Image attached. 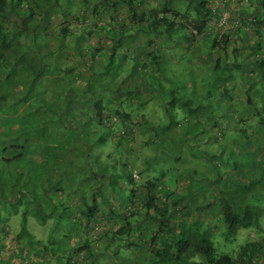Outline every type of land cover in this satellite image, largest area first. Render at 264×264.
<instances>
[{
	"label": "trees",
	"instance_id": "obj_1",
	"mask_svg": "<svg viewBox=\"0 0 264 264\" xmlns=\"http://www.w3.org/2000/svg\"><path fill=\"white\" fill-rule=\"evenodd\" d=\"M167 1L0 0V158L4 166L13 165L10 169L11 185L3 187L2 194L15 195V199L0 197V230L5 228V212L8 215L17 214L20 206L23 207L25 226L29 216H33L41 224L54 217L55 230L63 224L68 228V235L57 231L59 238L50 239L52 249L47 245L42 247L39 240L27 233L26 227L16 239L11 232L5 231L0 236V264H52L49 255L58 252L62 253L58 256L59 264H99L102 259L106 264H119L122 251L129 252L136 247L146 255L136 256L132 264H264V175L255 178L252 174V168L247 165L251 159L247 149H244L247 154L241 159L242 174L233 183L235 187L228 186L225 176L218 172L220 162L212 157H220L208 152L203 156L214 168V176L199 173L194 167L185 169L186 180L191 175L196 180L193 187L186 190V195L178 194L176 188L177 175L182 176L183 172L176 175L174 172L177 178L163 179L146 174L149 178L145 180L143 172L137 169L131 171L127 167L129 164L125 163V175L121 177L130 186L122 187L120 179H116L115 174L110 178L105 170H101L104 167L107 169V166L98 163V170L86 174L81 186L72 187L73 181L60 171V161L65 159L66 152L75 149L74 143L79 137L69 129L72 125L61 123L66 119L62 113L60 116L49 115L47 108L43 107V98L34 93L46 76L51 75L56 85L61 82V77L48 73L50 66L64 74L73 73L75 78L70 85L71 92L84 89L83 94L92 96L88 105L94 108V115L90 120L99 126L98 129L106 128L112 132L114 122L122 124L121 133L118 131V134L111 135L131 155L134 149L126 145L136 143V127L144 122L145 117L133 123L132 115L120 108L119 103L132 107L136 103L135 89L113 91L107 89L104 80L109 82L108 78H116L110 76L117 75L112 73V69L126 64L128 59L134 62L131 68L135 74L151 67L155 71L163 69L170 52L168 47H163V36L177 42V38L190 34L192 44L199 36L210 38V49L206 53L214 63V73L210 76V87H207L208 102L216 98L219 103L223 97L229 96L228 82L240 72L245 75L251 71L256 74V79L248 82L246 103L248 106L255 105L253 83L259 80L264 84V0L226 2L225 7L233 12V22L240 24L233 25L231 33L235 32L234 38L228 33L220 40L218 35L207 33L208 21L218 12L211 7V0L190 2L192 15H196L193 28L190 27L189 10L168 8ZM41 23L46 25L44 34L60 40V43L48 44L31 38V33H39L36 29L40 30ZM138 32L146 38L137 36ZM20 35H25L22 42L16 40ZM66 38L75 45L70 46L71 49L74 48L81 55L79 59L86 63V74L78 64L77 67L64 69L55 65L72 64L68 62L70 49L69 53L62 50V40ZM87 39L90 51L85 53L83 42ZM243 52V58L238 59ZM231 53L233 60H229ZM156 73L152 71L151 76L159 80ZM82 80H86L83 87L80 86ZM117 84L123 86L121 81ZM106 93H113L114 96L108 97ZM71 95L64 93V96ZM172 95L166 114L171 118V125L176 126L174 130L182 128V123L174 117L178 110L183 111L187 121L194 122L185 125V135H190V129L195 124L204 123L203 120H210L217 127V112L211 104L203 103L201 99ZM114 104L118 107L111 110ZM61 109L55 105L53 111L62 112ZM99 136L98 141L105 144L103 134ZM174 136L170 133L168 143L174 140ZM81 139L85 141L82 133ZM144 146L145 143H142L141 147ZM87 148L90 151V147ZM81 155L89 163L86 153ZM175 157L178 160L181 154L177 153ZM155 159H151L148 169H153ZM169 161L168 153L165 162ZM69 162L72 160L69 159ZM225 162L222 159L221 163ZM247 171L249 174L243 176ZM102 173L106 179L109 178L111 190L121 193L113 194L114 200H118L116 203L105 199L102 188L94 189L95 184L101 183L99 176ZM136 174L139 177H135ZM215 181L219 185L218 190H215ZM84 182L89 183L88 192L83 187ZM240 184L245 188L235 194L233 190L239 189ZM55 185L58 186L56 194L51 195V188ZM75 197L78 204L71 203ZM184 199L187 203H183ZM9 204L12 205V213L6 208ZM201 205H204V211ZM78 212L80 216L76 217ZM148 221L156 226L146 225ZM206 221L209 225L204 227ZM219 229L220 238L228 244L233 242L229 240L236 237L240 230H256L259 235L257 239L240 245L237 251H226L220 247L216 236L210 234L211 230L216 232ZM25 255L27 260L23 259Z\"/></svg>",
	"mask_w": 264,
	"mask_h": 264
},
{
	"label": "rangeland",
	"instance_id": "obj_2",
	"mask_svg": "<svg viewBox=\"0 0 264 264\" xmlns=\"http://www.w3.org/2000/svg\"><path fill=\"white\" fill-rule=\"evenodd\" d=\"M191 1L192 0H168L166 5L171 9L175 8L181 11L189 10V14H191L189 17L191 22L190 27L193 28L196 15H192L193 9L189 7ZM10 26H12L11 23ZM44 29H46V25L41 23L40 30L39 28L36 29L39 33H31V38H35L37 41L48 42V44H53L54 42L60 43V40H54L45 35L43 32ZM140 33L142 32H138L137 36L141 35V37L145 39L146 37ZM24 37L25 35H20L16 40L22 42ZM179 38H177V42H173L170 41L168 37L163 36V41H165L170 52L168 53V58H166L167 61L163 65V69L159 71L156 69V74L159 80L154 79L151 76L152 71L156 72L153 67L140 74H135L131 68L134 63L114 67L112 73L117 75L110 74V76L116 78H108L107 81L109 82L104 80L107 89L113 91H120L126 88L127 91L135 89L133 93L136 103H133L132 107H126L124 103H119L120 108H124V111L127 114L132 115L133 123H138L139 119L145 117L144 122H141L142 126L137 125L136 127V143L133 142L126 145L130 148L133 147V155H131L125 147L119 146L118 143L114 141L113 134L111 135V133L118 134V131L121 133L122 124L119 121L114 122L112 132L106 128L103 129L100 127L98 129L99 126L90 120L94 115V108L88 105L92 96L86 93L83 94L84 89L71 92L70 85L75 78L73 73L64 74L56 67L50 66L51 69H49L48 73L61 77V82L59 81V84L56 85L52 82L51 75L49 77L46 76L42 79L41 87H37L34 90V93L35 95L37 94L39 98H43V107L47 108L49 115L57 114L60 116L62 113L66 119H61V123L64 126L72 125V128H76V130H73L71 127L69 128L72 134H78L79 137L78 141L76 140L74 143L75 149L73 148L74 150L72 149L71 152H66L65 159H62L60 161L61 164H59L60 171L63 172L70 181H73L71 183L72 187L78 185L81 186V180H84L86 174L93 170H98V163L99 165L104 164L107 166V169L104 167L101 170H105L110 178L115 174L116 179H120L119 184L122 185L123 183L122 187H128L130 186L129 183L121 177V175H125L123 165L128 163L129 166L127 167H129L131 171L132 169H137L138 171L143 172V178H145V180L149 178L147 175L150 176L152 174L159 179H163L164 177H178L176 182L177 193H184V195H186V190L191 189L196 180L192 175L191 178L189 176V179L186 180L184 174L185 169L194 167L199 173L202 172L208 177L214 176V168L210 166L205 156H203L207 155L208 152L220 157H212L213 160L220 162L218 172L225 176L224 180L227 181L228 186L235 187L236 185L233 183L236 180H239L238 176L242 174L240 173L241 159L247 154L244 149H247L248 154H250L251 159L247 165L249 168H252V174L254 177L258 178L261 175H264V124H260L262 118H264V84L259 82V80L258 82L253 83L254 92H256V94L253 95L255 105L248 106V103H246V91L248 89L249 81H246L244 72H240L236 75V78L231 79L228 82L230 85L228 91L229 96H226L225 98L223 97L219 100V103L216 98H211L208 102L206 96L208 91L207 87H210V85H208L210 76L214 73V63L208 58V54L206 53L210 49L211 39L207 36H199L195 39L197 42L192 44L193 38L190 34ZM180 40L185 42V44L183 42L181 44ZM136 41H138V38ZM62 43V50L64 51H68L70 46H75L68 38L65 40L63 39ZM83 43L86 46L85 53H88V51H90L89 40L87 39L86 42ZM81 54H84V52ZM244 54L245 52L239 55L238 59H242ZM232 55L233 54L231 53L229 60H233V58H231L233 57ZM79 56L81 55L75 51L74 54L68 58V61H74L76 62L75 64H69L66 62L63 65H58L57 63L55 65L60 66L63 69L70 66L77 67L79 65L83 73L86 74L87 65L79 59ZM84 79H87V77ZM85 81L82 80L80 86L83 87L86 84ZM117 81H121L123 86L119 87ZM42 92H44L43 95ZM64 93H71L72 95L64 96ZM106 94L108 97L114 96L113 93ZM172 94L176 97L181 96L184 98L201 99L203 103L211 104L217 112V127L213 125L212 121L203 120L204 123L195 124V127L190 129V135H185L186 130H183L184 127H186L185 125L188 123L194 124V122L193 120L187 121L184 118L183 111L178 110L176 114L174 113V117L177 121L182 123V128L174 130L176 126L171 125V118L166 114V106L173 98ZM248 102H250V100H248ZM55 105H59V107L62 108V112L57 110L53 111ZM117 107L118 106L114 104L111 110H116ZM230 108H233V111L235 112H232ZM218 109H220L221 112H219ZM89 123H92V125H89ZM145 125H150V127ZM142 127H144V129ZM81 133L84 135L85 141L81 139ZM101 133L106 139L105 144H101V142L98 141ZM170 133L173 135L175 134V138L173 140L174 142L172 141L168 143V141H170ZM167 134L169 135L168 138L166 137ZM142 143H145L144 147H141ZM87 146L90 147V151L87 150ZM168 146L171 147V149H167ZM83 153H86L87 157L90 158L89 163L88 161H85V156L81 155ZM168 153L170 161L165 162V156ZM177 153L181 154V158L178 160H176L175 157L177 156ZM192 153L197 154L194 155ZM152 158H156V163L153 164V169H148ZM69 159L72 160L71 163L69 162ZM222 159L226 161L224 164L221 163ZM12 166L13 165L4 166L0 158V197L2 199H6V197L8 199H15V195L12 193H6L5 195L2 194L3 187L8 188L11 185L12 180L10 178V169H12ZM174 172L175 175L177 172H183V174L182 176L177 175L176 177ZM248 174V171L244 172L243 176H247ZM100 175L99 180H101V183L95 184L94 181H92V183L95 184V191L102 188L101 193L105 196V199L108 202L114 201L116 203L118 200H114L115 197H113V194L120 195L121 193L119 191H117V193L113 192L111 190L113 188L109 178L106 179L104 173ZM136 176L139 177L137 174ZM190 180L192 182H189ZM240 181L244 184L242 179ZM88 184L87 182H84L83 186L87 192L90 187ZM218 187L219 185L216 182L215 190H218ZM57 188V185L51 188L53 189L51 195L56 194L55 191ZM204 188H206V186H204ZM242 188L245 187L240 184L239 189L236 190V188H234L233 191L237 194L241 192ZM227 195H229V193ZM97 200H100L98 196ZM74 202H77V197L71 199V203L73 204ZM183 203H187V199H184ZM76 204H78V202ZM202 206L204 205H201V207ZM6 208L7 210H10L11 213L13 212L11 204ZM18 209L19 211L17 214L14 213L8 215L5 212L3 222L5 228L4 230H0V236L7 231L11 232L15 237L14 239H16L21 230H23L22 228L26 227L27 233L29 232L35 240H39L40 245L43 247L45 245H50V239L59 238L56 234L57 231H63L68 235V228L64 224L59 230H55L56 227H54V223L56 219L54 217L47 218L46 223L41 224L33 216H29L25 226L22 214L23 207L20 206ZM202 209L204 211L203 207ZM79 216L80 213L78 212L76 217ZM146 225H151L153 228L156 226V224L153 222L150 223L149 221L146 222ZM205 225L203 226L207 227V225H209L207 221ZM211 231L213 232L210 234L214 237L216 236V239L219 241L218 244L226 251H231L233 249L237 251L240 245L245 244L248 240L257 239L259 235L256 230H240L236 237L229 240L233 242L228 244L224 239L220 238V229L216 232H214V230ZM51 247L52 246H49L50 249H52ZM59 255H62V253L58 252L57 254H50V262L52 264H59ZM138 255L144 256L146 253H144L139 247L129 250V252L122 251V254L119 256L120 263L125 264V262L129 261V264H132ZM23 259L27 260L26 255ZM124 259L127 260L125 261ZM99 264H106V261L102 259Z\"/></svg>",
	"mask_w": 264,
	"mask_h": 264
},
{
	"label": "built area",
	"instance_id": "obj_3",
	"mask_svg": "<svg viewBox=\"0 0 264 264\" xmlns=\"http://www.w3.org/2000/svg\"><path fill=\"white\" fill-rule=\"evenodd\" d=\"M231 1L234 3L236 0H211V7L214 8V10H217L215 17L211 18L208 21L207 24V33L218 35L219 40L223 38L224 34L231 33V30L233 29V25L240 24L238 21L233 22V12L232 10L225 7V3ZM235 10V8H233ZM237 10V9H236ZM251 26V23H250ZM234 33H231V37H235ZM246 76V81H253V79H256V74L249 71ZM137 177L136 175H134Z\"/></svg>",
	"mask_w": 264,
	"mask_h": 264
},
{
	"label": "crops",
	"instance_id": "obj_4",
	"mask_svg": "<svg viewBox=\"0 0 264 264\" xmlns=\"http://www.w3.org/2000/svg\"><path fill=\"white\" fill-rule=\"evenodd\" d=\"M73 42H74V41H73ZM165 46L167 47V45L163 43V47H165ZM69 51H70V55L72 56V55L74 54V52H75V49H74V48L71 49V47H70V50H69ZM69 51H68V53H69ZM68 53H67V54H68ZM121 58H122V57H121ZM68 62H69V61H68ZM70 63L75 64L76 62H74V61H70ZM125 63H126V64H124V66L127 65V64H128V65H129V64H132V63H134V62H133V60H129V59H128V60L125 61ZM77 64H78V63H77ZM62 65H63V64H62Z\"/></svg>",
	"mask_w": 264,
	"mask_h": 264
},
{
	"label": "water",
	"instance_id": "obj_5",
	"mask_svg": "<svg viewBox=\"0 0 264 264\" xmlns=\"http://www.w3.org/2000/svg\"><path fill=\"white\" fill-rule=\"evenodd\" d=\"M248 100H250V99L248 98Z\"/></svg>",
	"mask_w": 264,
	"mask_h": 264
}]
</instances>
